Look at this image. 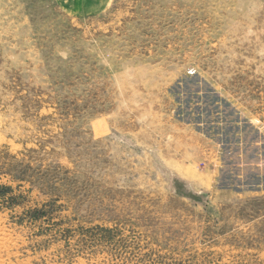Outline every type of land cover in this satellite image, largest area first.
<instances>
[{"label": "rangeland", "instance_id": "374dc122", "mask_svg": "<svg viewBox=\"0 0 264 264\" xmlns=\"http://www.w3.org/2000/svg\"><path fill=\"white\" fill-rule=\"evenodd\" d=\"M0 264H264V0H0Z\"/></svg>", "mask_w": 264, "mask_h": 264}]
</instances>
